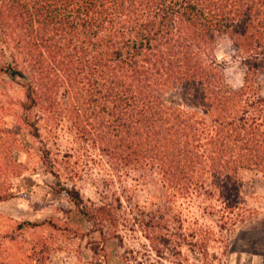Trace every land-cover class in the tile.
<instances>
[{
  "label": "trees",
  "instance_id": "1",
  "mask_svg": "<svg viewBox=\"0 0 264 264\" xmlns=\"http://www.w3.org/2000/svg\"><path fill=\"white\" fill-rule=\"evenodd\" d=\"M221 41L245 67L237 90ZM0 43L11 50L0 72L30 105L55 121L69 104L85 141L157 167L178 194L208 180L230 203L241 171L264 174V0H0ZM62 192L96 227L109 217Z\"/></svg>",
  "mask_w": 264,
  "mask_h": 264
},
{
  "label": "rangeland",
  "instance_id": "2",
  "mask_svg": "<svg viewBox=\"0 0 264 264\" xmlns=\"http://www.w3.org/2000/svg\"><path fill=\"white\" fill-rule=\"evenodd\" d=\"M10 54L0 43V66ZM215 55L228 87H242L245 67L225 41ZM254 83L264 94V73ZM62 106L50 121L20 80L0 72V264H264V174L241 171L230 203L208 180L204 192L178 194L157 167L120 165L85 141ZM63 188L88 210L104 206L103 225L80 215Z\"/></svg>",
  "mask_w": 264,
  "mask_h": 264
},
{
  "label": "crops",
  "instance_id": "3",
  "mask_svg": "<svg viewBox=\"0 0 264 264\" xmlns=\"http://www.w3.org/2000/svg\"><path fill=\"white\" fill-rule=\"evenodd\" d=\"M260 262L262 263V261H260V259H258L255 263L260 264Z\"/></svg>",
  "mask_w": 264,
  "mask_h": 264
}]
</instances>
